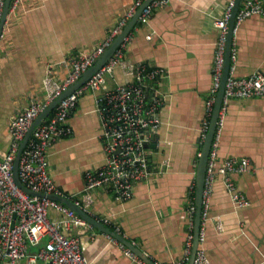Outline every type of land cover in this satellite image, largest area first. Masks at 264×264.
<instances>
[{"label": "crops", "instance_id": "crops-1", "mask_svg": "<svg viewBox=\"0 0 264 264\" xmlns=\"http://www.w3.org/2000/svg\"><path fill=\"white\" fill-rule=\"evenodd\" d=\"M133 2L24 0L15 12L8 13L6 36L0 39V156L12 141L10 118L43 96L46 67L93 49ZM228 2L170 0L154 8L146 22L136 21L132 29L125 50L126 66H118L107 75L108 85L114 87L133 82L137 66L166 71L159 83L166 99L158 111L160 125L156 139L147 145L150 173L136 184L130 199L117 200L109 188L85 189V171L105 162L96 111L99 91L87 89L80 96L68 119L72 133L49 149L48 171L63 195L71 199L88 195L89 214L112 230L117 226L119 234L157 264H167L184 254L188 207L203 143L201 123L212 87L219 36L213 22L223 15ZM234 45L237 76L264 72V15L247 17L234 34ZM67 74L66 68L56 67V79ZM234 156L250 160L247 172L233 176L250 205L236 206L218 174L202 246L211 264H264V96L229 101L216 167ZM50 215L61 216L54 209ZM68 233L78 236L92 264H135L118 242L93 225L72 227Z\"/></svg>", "mask_w": 264, "mask_h": 264}, {"label": "built area", "instance_id": "built-area-1", "mask_svg": "<svg viewBox=\"0 0 264 264\" xmlns=\"http://www.w3.org/2000/svg\"><path fill=\"white\" fill-rule=\"evenodd\" d=\"M23 1L11 0L8 13L15 12ZM144 1L134 0L125 14L111 27L106 37L93 49L88 52L81 51L58 65L46 67L42 79L43 96L23 106L17 115L10 118L8 128L12 141L9 150L0 156V264H20L23 261L25 264H92L84 255L78 236L68 233L72 227L86 226L89 223L66 204L46 196L31 195L23 190L14 180V160L26 133L39 114L74 84L87 69L95 65ZM169 1H150L141 10L137 21L146 22L154 8L166 5ZM235 2L236 0H229L223 15L213 22L219 36L213 61L212 87L210 96L205 101V116L201 123L202 142L206 138L221 86L228 30ZM4 7L5 0H0V39L6 36L5 20L1 26ZM254 14L264 15L263 0H242L232 28L230 66L206 163L198 245L192 264H211L202 244L206 237V223L209 219L216 176L219 174L223 177L227 192L236 206L250 205L249 199L238 188L233 178L234 174L249 170L250 160L247 157H229L218 167L216 160L229 101L232 98L264 96V72L255 71L247 77H239L235 72L237 48L234 45V34L239 25ZM131 29L104 65L85 83L58 101L49 115L32 130L26 145L21 150L18 163L19 179L28 189L65 197L62 189L49 174V149L56 141L72 133L68 119L75 110L80 96L87 89L99 91L96 96V111L101 123L105 162L95 170L85 171V189L109 188L114 191L117 200L124 201L132 197L136 184L148 177L150 166L147 145L152 141V136L156 135L160 125L158 111L165 104L166 99L159 91V83L165 77L166 71L160 67L137 66L134 67L133 82L114 87H110L107 83V75L112 74L116 67H125L127 64L125 50L133 36ZM147 37L150 39L151 35ZM58 66L68 70L67 76L62 80L55 78ZM67 198L89 213L88 195L83 199ZM52 209L61 216L52 218L50 215ZM196 210L194 197L188 207L190 220L184 254L180 259L167 264H189L194 245ZM14 214L15 218H13ZM104 223H108V219H104ZM113 231L120 232L117 226ZM105 234L110 240L118 242L124 254L135 264H148L124 243L108 233ZM154 263L157 264L155 261Z\"/></svg>", "mask_w": 264, "mask_h": 264}, {"label": "water", "instance_id": "water-1", "mask_svg": "<svg viewBox=\"0 0 264 264\" xmlns=\"http://www.w3.org/2000/svg\"><path fill=\"white\" fill-rule=\"evenodd\" d=\"M150 1H152V0H145L143 2V4L138 8V10L134 14V16L126 24V26L124 27L123 31L114 39V41L111 43V45L98 58V60L96 61L95 65L92 66L91 68L87 69L82 74V76L74 84L70 85L57 99L53 100L39 114V116L35 119V121L33 122L32 126H31V128L26 133V135H25V137H24V139H23V141H22V143L20 145V148L17 151L16 158L14 160L13 173H14L15 182L23 190H25L27 193H29L31 195H37V196H46L48 198H51V199H54V200H58V201L62 202L63 204H66L68 207L73 209L78 215H80L82 218H84L90 225H93L99 231H102L104 233H108V234L112 235L118 241L124 243L133 252H135L137 255L142 257L148 264H155L154 261L151 260L150 258H148L143 253V251L140 248L136 247L131 241L127 240L124 237V235L116 233L113 230H111L110 228L106 227L101 221L95 219L89 213L85 212L81 207L77 206L69 198L63 197V196L54 195V194H48L47 195V194L42 193V192H37V191L30 190V189H28L27 187H25L23 185V183L20 181L19 176H18V163H19L20 153H21V150L26 145V143H27V141H28V139L30 137V134H31L32 130L34 129V127L39 125L41 123V121L49 115L50 111L55 107V105H56V103L58 101H60L63 97H65L66 95L70 94L75 89H77L79 86H81L83 83H85L95 71H97L99 68H101L104 65L105 61L109 57L112 56V54L114 53L116 47L120 44V42L122 41L124 36L134 26V24L136 23L137 18L139 16L141 10ZM241 1L242 0H236L234 8H233L232 17H231V20H230V25H229V30H228V39H227L226 54H225V64H224V71H223V75H222L221 86H220V89H219V91L217 93V97H216V100H215L213 113H212L211 120H210L209 129H208L206 138L204 139V141L202 143V149H201V152H200V155H199L198 164H197L196 177H195L196 178L195 179V183H196L195 203H196V206H197V210H196V216H195L194 245H193L192 256H191L189 264H192V262H193L194 254H195V251H196L197 245H198V232H199V224H200L202 192H203V184H204L206 163H207V159H208V154H209V150H210V147H211V143H212V140H213V135H214V132H215L218 112L220 110V106H221V102H222V98H223L224 87H225V82H226V77H227L228 69H229V66H230V49H231L232 38H233L232 28L234 26L236 13H237L240 5H241ZM10 2H11V0H5V7H4V11H3L1 26L3 25L4 20L6 19V16L8 14ZM263 3H264V0H263ZM154 139H156V135L155 134L152 136V140H154ZM13 218H15V214L13 215ZM13 224H14V222H12V225Z\"/></svg>", "mask_w": 264, "mask_h": 264}, {"label": "trees", "instance_id": "trees-1", "mask_svg": "<svg viewBox=\"0 0 264 264\" xmlns=\"http://www.w3.org/2000/svg\"><path fill=\"white\" fill-rule=\"evenodd\" d=\"M134 26H135V24H134ZM134 26H133V27H134ZM133 27H132V29H133ZM132 29H131V30H132ZM147 68H151V67H148V66H147ZM195 188H196V186H195V183H194V185H193V187H192V193H191L193 199H194V197H195ZM111 228H112V227H111ZM111 230H112V229H111ZM113 230H114V229H113Z\"/></svg>", "mask_w": 264, "mask_h": 264}]
</instances>
